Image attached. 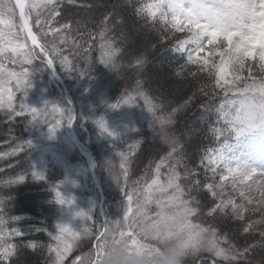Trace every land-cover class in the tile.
Here are the masks:
<instances>
[{"label": "rangeland", "instance_id": "obj_1", "mask_svg": "<svg viewBox=\"0 0 264 264\" xmlns=\"http://www.w3.org/2000/svg\"><path fill=\"white\" fill-rule=\"evenodd\" d=\"M114 1L117 2V0ZM26 2H31V0H26ZM152 2L153 0L148 3ZM72 3L73 0H55L58 15H56L54 20H47L45 19L47 16V11L45 10L42 13L43 23L41 27H38L35 23L36 16L34 12L28 17L42 43L51 44L55 41L61 55H56L55 57L52 55L50 56L54 61L53 63L58 74L64 81L69 97L66 96L61 84L54 78L52 70L48 67L45 58L42 57L40 51L29 41L25 30L22 31L19 27L22 22L20 21L17 9L15 22L18 27L15 31L18 37L14 40V44L23 45L21 51L33 50L38 56L30 65L13 62L14 60H21L22 57L19 54H13L11 48L8 49L3 57H0V59L4 60V65L7 70L21 72L26 69L31 74V86L27 89V96L15 90L14 81L8 85L15 94L13 106L17 112L20 111V103L23 100L29 106L37 109L45 107L46 104L54 103L62 110L70 109L74 115L71 126L68 125L66 111L56 112L48 116V122L46 124L39 121L30 123L31 137L29 140H31V144L34 147L33 151H35V172L43 174L44 181L46 182L45 185L48 186L47 189L51 190L54 197L55 191L59 190L65 198H72L74 200L72 205H61L58 203L57 218L50 226L49 234H58V229L56 228L57 224H66L74 231H80L85 227L87 222L75 215L77 211H84L93 217V221H88V225L93 228V232H95L99 223H103L105 220L120 219L126 211L124 207V196L120 187L110 176L109 172L110 168L114 165L118 172L121 171L119 169V164L121 162L119 153L124 152L128 155L126 167L129 169V183L139 180L141 184H143L144 180L150 182L151 178L154 176L155 164L169 151L168 148L164 147L155 151L151 150L148 156L144 153L147 149V144L155 136L153 130L159 125L153 123V116L148 112L143 98H137L135 104L131 106L122 104L119 108L110 107V105L116 103L122 97L134 93L137 88H139L140 91L148 95L154 104L160 105V107L156 109L157 116L172 113L171 110L166 113L163 105L152 96L151 92L143 83L137 80V78L134 77L130 80L132 83H130V81H123L124 72L122 68L127 65L123 63L124 58L122 57L123 51L121 45L118 43L117 39L113 38L114 35L111 34V32L115 31L116 27H118V22H122L121 17L117 13L119 5L116 6V8L113 6L106 9V13L104 14L105 17L102 22L103 25L97 36H93L92 38L84 35L83 32L87 30L82 31L83 29L80 28V24L77 25L78 21L74 17L68 15L69 10H67V7ZM128 3L129 2H127V4ZM129 5L132 9L135 8V5L130 3ZM80 6H83L82 3ZM66 11L68 13H65ZM156 19H150V25L147 26L149 31L155 33L157 32L156 30L160 29L162 31L168 30L170 37L165 45L168 50L177 51V41L186 38L188 32L186 30L182 32L176 31L171 28L170 24H165ZM65 23L70 25V28L67 30L61 27ZM75 24L76 27L74 26ZM41 28H43V31L47 32L48 35H41ZM76 28L80 30L78 31ZM52 29L58 30L56 35H53ZM105 29L107 30L105 31ZM102 31L105 32L103 38L100 36ZM60 35L64 36V43H60ZM102 43H110L114 48L119 49L115 58V67L111 65L106 66L101 63L102 49L100 46ZM186 47H191V45H186ZM214 47L215 46L206 45L205 51L200 54L201 57L206 55L209 48ZM103 51H108V49H104ZM181 53H185L187 60V53ZM62 56L68 57L71 65L74 66L72 71H68L66 67H62ZM208 58L214 59L217 62L219 61L218 56ZM136 61L137 59L132 63V66L135 68L137 65ZM143 61L145 62L147 59ZM259 64L258 55L255 59L249 58L245 62V69L241 75L248 77L250 67L253 76L258 77ZM187 65H190L195 73L205 75L206 78H204L210 81L213 90L215 83L214 78H210L207 72H201L198 64L187 63ZM228 78L231 79V76ZM215 91L216 95H200L202 96L201 98H205L202 103L205 104L204 107L207 108L201 111L197 121H193L188 127L187 132L184 134L187 139H191L194 135H197L205 122L211 120L212 117L209 115L210 109L215 112V109L211 108V100L218 99L217 105L219 106L223 99V92L219 89H215ZM6 95L5 93V97ZM51 107L52 106L49 105V112L51 111ZM179 111L180 109L177 108V111L173 113V126L176 125ZM0 115L2 119L6 120H11L18 116L14 113L10 115L6 108L0 109ZM20 115L27 116L28 122L32 119L31 114L28 112H24ZM100 118L104 119L108 129L113 133L112 136L102 132L95 123V121ZM57 120L60 121V124L56 127L55 135L50 137L48 127L55 125ZM216 121L217 115L215 114L211 120V123L215 122L213 124L215 127L218 126ZM71 134H74L76 141L82 146L81 150L71 141ZM233 138L235 141L226 142L234 149L244 151V158L252 166L264 167V156L260 155L259 152L256 154L247 152V149L253 144L260 145L264 143V141H246L235 138L234 136ZM216 139L217 138L214 137L216 144L212 149L218 148L220 144L223 143V141L220 143L219 140ZM180 145L182 149L176 154L177 156L183 157L182 164L177 169L182 177L180 183L185 187L186 193H189L191 189L190 196H194L200 201V213L198 216L193 217L194 222L215 227L221 237L226 236L228 243L222 245L225 248H227L229 244L241 250L248 247L249 251L244 258L240 259L239 264H250V262H252V264H264V261L258 262L253 260L256 256L257 249L262 248V246H260L261 237L259 236V232L264 231V225H256L255 229L249 233L243 232V228L250 221L259 220L261 218L260 213L249 212L246 214L244 220L234 218L230 214V209L225 213L217 211L209 215V209L214 207L219 201L212 197L211 193H209L203 185L205 183H219V174L213 178L211 171H205L208 167L207 161L201 163L200 160L199 163H197V169L188 165L190 163L187 164L185 160L184 141L182 138ZM89 157L93 159L95 174L102 186V193L104 196L103 203H101L100 189L93 179L90 163L88 161ZM172 162L173 161L169 160L167 163L170 164ZM185 166L194 169L193 171L196 175L190 176L188 179H183ZM167 172V167L161 168V180L165 179ZM194 180H199L201 182L199 189L193 185L192 182ZM122 183L123 177L121 176V184ZM225 192L228 195H234L236 202H240L238 193H232L230 186L225 189ZM185 198L187 199L189 196L186 195ZM225 199H227V195ZM222 219H231L233 222L235 221V223L239 224L240 229L237 236L231 235V233L222 226ZM5 229L7 233H10L7 228ZM50 237L51 245L55 247L57 242L52 239L51 235ZM10 238L11 235L6 237V242L9 244H11ZM94 244V239H82L79 245L67 255L64 264H72L76 256L88 252L93 248ZM209 255L210 254L205 253L203 254V258L207 260V264H212V260L208 259ZM53 256H55V253H53ZM213 259H215L216 264H226L225 261L217 258ZM193 264H201L200 258H196Z\"/></svg>", "mask_w": 264, "mask_h": 264}, {"label": "snow or ice", "instance_id": "obj_2", "mask_svg": "<svg viewBox=\"0 0 264 264\" xmlns=\"http://www.w3.org/2000/svg\"><path fill=\"white\" fill-rule=\"evenodd\" d=\"M190 5L185 8L184 5ZM19 9V18L22 22L19 27L21 30H26L28 37L32 44L39 48L42 57L46 58L50 55L55 57L61 55L55 41L51 44L40 43L36 35L32 33L29 27L28 17L34 12L36 16V25L41 27L42 13L46 10L47 16L45 19L54 20L58 15L55 0H0V57L11 48L13 54H19L22 59L18 62L22 64H32L33 60L37 58L38 54L33 50L21 51L23 45L14 44L18 34L15 29L18 25L15 22L16 9ZM138 13H147L151 20H155L157 16L165 24H170L172 29L176 31H187L186 38L177 41V51L187 53V63L198 64L201 72H207L210 78H214L213 91H205L201 89L205 96L216 95L215 89L223 92V99L216 109L217 121L220 127L212 128L211 131L216 136L217 140L224 137L223 143L218 148L208 149L204 156L201 157V163L207 161L208 167L205 171H211L213 178L219 174V183H205L203 187L211 193L212 197L219 202L214 207L210 208L208 214L211 215L219 211L225 213L230 209V214L238 219L244 220L247 213H256L264 208V168L253 167L247 174H242V166L247 163L244 158L245 152L234 149L229 145L225 136V126L228 125L232 119L230 111L225 110V102L230 105L239 104L245 107L251 104L252 98L256 96L264 97V81L259 77L253 76L251 68L249 67L248 77H244L241 73L245 69V62L249 58L255 59L258 55L259 70L264 71V0H153L152 3L142 6L137 9ZM182 26V27H181ZM67 30L70 25L65 23L61 26ZM107 29H105L106 31ZM53 35L57 34L56 29L51 30ZM105 32L100 33L101 38L104 37ZM41 35H48L47 32L41 28ZM60 43L65 42L63 35L59 37ZM191 45V47H186ZM215 46L209 48L204 57L201 53L205 51V47ZM102 58L101 63L106 66H116L115 58L119 49L114 48L110 43L101 44ZM108 49V51H103ZM219 57L217 62L208 57ZM235 61V65L234 62ZM49 68L53 66V59H47ZM143 60L137 59L138 65L143 64ZM62 67H66L68 71H72L73 65L68 57H61ZM78 70V68H77ZM179 74V73H178ZM195 75V73H192ZM231 76V79L228 77ZM31 74L28 70L21 72L9 71L5 68L4 60L0 59V109H7L9 114L20 115L24 112L31 114V122L39 121L42 123L48 122V116L56 112H67L68 125L71 126L74 115L70 109L62 110L56 104H46L45 107L37 109L29 106L23 100L20 103V111L17 112L13 106L14 92L8 85L14 81L15 90L27 96V89L31 86ZM139 84V82H138ZM207 87V86H205ZM5 93L7 94L5 97ZM239 97V99H234ZM137 98H143L148 112L153 116V123L166 128L172 124L173 113L177 109H173L172 113L163 116L156 115V109L160 107L154 104L152 100L139 88L125 97H122L116 103L110 105L112 108H119L122 104L134 105ZM51 105V111L48 107ZM43 118V119H41ZM102 132L112 136L113 133L108 129L103 118L95 121ZM60 121L48 127L50 137L56 133V127L59 126ZM233 136L235 138L241 137L242 129L233 128ZM31 146V141H26ZM182 149L180 144L174 148H170L168 153L161 157L159 162L155 164L154 176L150 182L144 180L132 181L129 183V169L126 167L128 155L120 152L119 156L121 162L119 164L118 176L114 177L117 185L120 187L124 196V207L126 211L124 215L117 220H105L99 223L95 232L93 228L88 225V221H93V217L84 211H77L76 216L81 217L87 223L80 231H74L66 224H57L58 234H52V239L57 242L55 247L50 246L49 251L54 252L55 256L52 259V264H64V260L75 247H77L82 239H94L95 244L88 252L78 255L72 261V264H84L85 257L91 253L94 257V264H100L103 256V248L106 235L110 230L112 231L113 239L126 237L131 247H136L141 241L138 240L135 230V219L137 213V205L140 201H145L147 205L154 206L157 212L162 208L169 206L178 207L181 212L188 218L187 227L190 229L194 237L207 235L209 257L212 264H216L215 259L225 261L226 264H239L240 259L244 258L249 251L248 247L237 249L234 245L229 244L227 248L223 244L228 243L227 237H221L217 229L212 226H205L200 223H195L193 217L200 213V201L190 196L185 192V187L180 183L182 177L177 170L181 166L183 157L177 156V152ZM247 152L264 156V143L260 145L253 144L247 149ZM169 160L172 163H167ZM115 166V165H114ZM167 167L168 172L165 179L161 180V168ZM33 177L36 179H44L42 173L33 171ZM196 173L185 166L183 179H188L190 176H195ZM121 176L123 183L121 184ZM143 179V178H142ZM20 181L24 180V176L19 177ZM193 185L199 189L201 182L194 180ZM231 187L232 193H238L240 202L237 203L234 195H228L225 192L227 187ZM258 194V195H255ZM189 196V198H185ZM227 195V199L225 196ZM55 200L61 205H72L74 200L72 198H65L59 191H55ZM260 220L250 221L244 228L243 232L249 233L255 229L256 225H260ZM20 233L13 229L11 233H7L5 229V221L0 217V264H7L9 259L15 254L16 245L6 242L8 235ZM84 234H88L86 237ZM261 237L260 246L264 247V231L259 232ZM35 247V245H31ZM201 264H207V260L203 255H198Z\"/></svg>", "mask_w": 264, "mask_h": 264}, {"label": "trees", "instance_id": "obj_3", "mask_svg": "<svg viewBox=\"0 0 264 264\" xmlns=\"http://www.w3.org/2000/svg\"><path fill=\"white\" fill-rule=\"evenodd\" d=\"M150 1L73 0L67 7L69 13H65L78 21L77 25L80 24L82 31L87 30L83 32L84 35L93 38L103 25L106 9L119 5L117 13L122 22H118V27L111 34L121 45L123 63L127 65L122 68L123 81L129 82L134 77L137 78L163 105L166 113L180 109L173 128L184 141L186 163L197 169L201 157L216 144V136L211 131L215 128V122L211 123V120L219 107L218 99H212L210 102L211 108L215 109V112L210 109L211 120L205 122L197 135L187 139L184 134L188 127L193 121H197L201 111L207 108L202 103L205 98L200 96L204 95L201 89L211 92L212 85L205 79V75L195 73L193 68L187 65L185 53L167 49L165 43L170 37L168 30L155 29V33L149 31L147 26L150 25V18L147 13H138L137 9ZM127 2L135 5V8L132 9ZM81 3L83 6H80ZM156 18L161 21L159 17ZM74 26L76 27V24ZM135 59L147 61L142 65L137 64L135 68L132 66ZM30 132L31 124L27 116L18 115L6 120L0 115V217L5 221V228L10 233L13 229L20 233L11 235V244L17 247L7 264H52L54 258V252L49 251L52 246L49 230L57 218L58 203L51 190L47 189L44 179H36L32 175L36 159L33 145L26 143L31 141ZM222 141L224 137L219 139L220 143ZM146 148L144 153L148 156L151 150L155 151L164 146L154 136ZM20 176H24L23 181L19 180ZM221 222L231 235L237 236L240 229L238 223L231 219H222ZM33 244L35 247L31 246ZM253 260L264 261V247L257 249Z\"/></svg>", "mask_w": 264, "mask_h": 264}, {"label": "clouds", "instance_id": "obj_4", "mask_svg": "<svg viewBox=\"0 0 264 264\" xmlns=\"http://www.w3.org/2000/svg\"><path fill=\"white\" fill-rule=\"evenodd\" d=\"M184 7L187 9L190 5L185 4ZM233 63L235 65V61ZM258 77L264 81V71L259 70ZM234 99L238 100L239 97ZM224 107L232 114L230 123L225 126V136H233L232 129L239 128L242 129L240 139L264 141V97H253L251 104L245 107L227 102ZM173 123L164 129L158 126L153 130L159 143L168 149L181 142ZM253 167L247 162L242 166V174H247ZM109 172L113 180L119 173L115 166ZM259 213L260 225H264V208ZM134 219L136 235L141 243L131 247L126 237L113 239L112 231L115 229L110 230L105 238L100 264H193L198 255L208 252L210 245L207 235L194 237L187 227L188 218L176 206L162 208L157 212L155 207L140 201ZM84 235L86 237L88 234ZM84 264H94L91 253L85 257Z\"/></svg>", "mask_w": 264, "mask_h": 264}, {"label": "water", "instance_id": "obj_5", "mask_svg": "<svg viewBox=\"0 0 264 264\" xmlns=\"http://www.w3.org/2000/svg\"><path fill=\"white\" fill-rule=\"evenodd\" d=\"M18 10H19V9H18ZM29 27H30V25H29ZM30 28H31V27H30ZM31 30H32V29H31ZM26 33H27V31H26ZM32 33H33V32H32ZM27 35H28V33H27ZM46 58H47V59H50L49 57H46ZM52 71H53L55 77L58 79V81H59L60 83H62V85H63L64 88H66L65 85H64V83H63V81H62V79H61V78L59 77V75L57 74L56 69L54 68V66H52ZM67 95H68V93H67ZM88 161L90 162V165H91V169H92V171H94V166H93V161H92V159H88ZM95 179H96V177H95ZM98 187H99V189L101 190L102 201H103L104 197H103L102 189H101L100 185H98ZM101 206H102V204H101Z\"/></svg>", "mask_w": 264, "mask_h": 264}]
</instances>
